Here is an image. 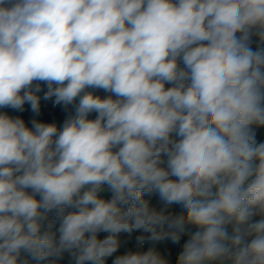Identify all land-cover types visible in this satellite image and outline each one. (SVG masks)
I'll return each mask as SVG.
<instances>
[{"label":"clouds","instance_id":"1","mask_svg":"<svg viewBox=\"0 0 264 264\" xmlns=\"http://www.w3.org/2000/svg\"><path fill=\"white\" fill-rule=\"evenodd\" d=\"M39 82L79 103L0 114V264H264V0H0V108Z\"/></svg>","mask_w":264,"mask_h":264},{"label":"trees","instance_id":"2","mask_svg":"<svg viewBox=\"0 0 264 264\" xmlns=\"http://www.w3.org/2000/svg\"><path fill=\"white\" fill-rule=\"evenodd\" d=\"M253 48H256V44L253 43ZM35 86V85H34ZM39 86L41 88V91L37 93V95L40 97V112L39 114H34L30 111L29 105L25 104L24 108L25 110L23 112H19L16 110H13L11 108H0V114L7 113L8 115L12 117H20L25 120V123L31 127L29 121L32 119H36L40 122H45V123H53L55 124L58 128L62 127L65 118L69 113L75 112L76 105L79 103V98H77L73 104L64 106L62 104L57 105L54 103L55 97H52L48 100L44 99L45 93L48 91L47 85L44 82H39ZM88 91H94L95 95H99L101 98H103V90L97 89H88ZM96 117V113L90 114L89 118L94 119ZM256 134L258 129H255ZM148 198V197H146ZM153 204H158L159 203V197L158 195H153L151 198ZM170 210H175L179 212L181 210L180 205H172L170 207ZM50 218H53L50 216ZM104 233L100 234V238H103ZM135 237H128L124 240H122L121 247L118 249L116 253L113 254V257H110L107 264H112V260L115 258L116 255H122L127 251H137L139 248L135 246ZM183 238L180 242V244H172L170 241H164L161 243H158L156 245V248L158 251L164 255L168 261L169 264H177L178 256L180 251L182 250V244L184 243ZM152 245L150 243H145V245L142 247L143 251H146L149 247ZM30 264H36L35 261H30ZM40 264H47L46 261L40 262ZM60 264H69V257L65 255L62 261H60Z\"/></svg>","mask_w":264,"mask_h":264},{"label":"rangeland","instance_id":"3","mask_svg":"<svg viewBox=\"0 0 264 264\" xmlns=\"http://www.w3.org/2000/svg\"><path fill=\"white\" fill-rule=\"evenodd\" d=\"M108 95H110V93L103 92V98H106ZM73 115H75V112L69 113L67 115V117L65 118V120L68 119L70 116H73ZM256 138H257V141L258 142H264V128L258 129L257 134H256ZM103 195L108 196L110 194L104 193ZM140 234H141V232L140 231H137L136 233H133L131 236L132 237H135L134 239L136 241V236H138ZM104 235H106V234L104 233ZM128 237H130V236H128L127 234H123L121 236V240H124V239H126ZM139 250H142V248H139Z\"/></svg>","mask_w":264,"mask_h":264},{"label":"built area","instance_id":"4","mask_svg":"<svg viewBox=\"0 0 264 264\" xmlns=\"http://www.w3.org/2000/svg\"><path fill=\"white\" fill-rule=\"evenodd\" d=\"M144 245H145V244H144ZM144 245H143V246H144ZM135 246H136L137 248H139V247L137 246V242L135 243ZM143 246H142V247H143Z\"/></svg>","mask_w":264,"mask_h":264}]
</instances>
